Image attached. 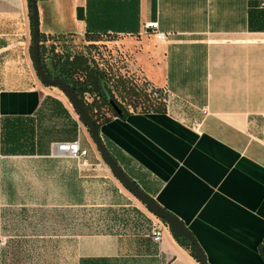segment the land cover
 I'll list each match as a JSON object with an SVG mask.
<instances>
[{"label": "crops", "instance_id": "obj_1", "mask_svg": "<svg viewBox=\"0 0 264 264\" xmlns=\"http://www.w3.org/2000/svg\"><path fill=\"white\" fill-rule=\"evenodd\" d=\"M37 10L51 75L53 54L92 44L114 74L130 68L114 66L121 53L167 93L163 112L100 125L122 171L185 224L208 264H264V0H37ZM30 16L28 0H0V264H199L166 223L153 242L158 218L117 181L64 94L41 84ZM87 21L107 35L91 41ZM151 21L165 40L138 36ZM74 141L84 159L56 148Z\"/></svg>", "mask_w": 264, "mask_h": 264}, {"label": "trees", "instance_id": "obj_2", "mask_svg": "<svg viewBox=\"0 0 264 264\" xmlns=\"http://www.w3.org/2000/svg\"><path fill=\"white\" fill-rule=\"evenodd\" d=\"M126 33L134 34L135 32L130 29ZM106 35V31L97 33L87 21L85 36L91 41H100ZM51 57L53 69H55L54 75L48 73L44 64H41L45 73L50 78L57 76L75 88L80 104L98 130L100 125L107 123L113 117L124 119L133 113L147 114L164 111L165 101L160 89L152 87L153 89L148 91L151 85L143 78L136 80L130 76L114 74L110 65L99 54L96 45H86L75 53L63 52L53 54ZM95 57H99L97 58L99 61ZM111 102L115 104L116 109ZM82 123L86 127L83 121ZM178 240L187 242L184 239ZM189 247L194 253L193 248Z\"/></svg>", "mask_w": 264, "mask_h": 264}, {"label": "water", "instance_id": "obj_3", "mask_svg": "<svg viewBox=\"0 0 264 264\" xmlns=\"http://www.w3.org/2000/svg\"><path fill=\"white\" fill-rule=\"evenodd\" d=\"M30 3V14L32 23V59L33 64L38 75V78L42 85L46 87H56L58 88L66 97L67 101L70 103L71 107L78 115V117L84 122L86 128L91 136V139L98 150L103 161L107 164L117 181L145 208L156 218L162 220L166 223L176 239H184L187 241L194 250V256L199 264H208L206 256L187 229L185 224L174 214L164 209L159 205L153 198H151L147 193L141 190L121 169L117 161L109 153L105 145L103 144L99 130L94 124L89 114L85 111L83 106L80 104L75 88L69 86L66 82L62 81L59 77L54 76L50 78L41 66L40 61V33H39V22H38V10H37V0H29ZM112 106L116 109V106L111 102ZM118 112V111H117ZM264 248L262 247V256L264 257Z\"/></svg>", "mask_w": 264, "mask_h": 264}, {"label": "built area", "instance_id": "obj_4", "mask_svg": "<svg viewBox=\"0 0 264 264\" xmlns=\"http://www.w3.org/2000/svg\"><path fill=\"white\" fill-rule=\"evenodd\" d=\"M154 36L157 40H165L166 35L159 31L158 22H147L144 24L142 30L138 33V36ZM153 86H149L148 91H151ZM160 93L165 97L166 92L160 90ZM153 95H157L153 93ZM57 150L60 153L67 154L68 156L75 158L77 160L84 159L87 155V151L85 149H81L78 141H74L71 143H60L56 145ZM164 223L156 219V222L151 230V239L155 243H160L164 237L165 231Z\"/></svg>", "mask_w": 264, "mask_h": 264}, {"label": "rangeland", "instance_id": "obj_5", "mask_svg": "<svg viewBox=\"0 0 264 264\" xmlns=\"http://www.w3.org/2000/svg\"><path fill=\"white\" fill-rule=\"evenodd\" d=\"M99 52H100V54H101V56H102V58H103L104 60H110V59L108 58L109 54H108V49H107V48L102 47V48L99 50ZM127 54H128V53H127ZM128 57H129V56H128ZM129 59H131V58H129ZM131 63H133V62H130V63L126 62L125 59H123V55H122L121 53H119L118 56L116 57V63L114 64V66H117V67H119V66H124V68H125V67H126V68H129V67H130L129 69H127V74H126V76H130L131 78H134V79H136V80L141 79L140 75L138 74V72H136V71L134 70L133 65H132ZM88 100L90 101V99H88ZM138 109H139V108H138Z\"/></svg>", "mask_w": 264, "mask_h": 264}]
</instances>
